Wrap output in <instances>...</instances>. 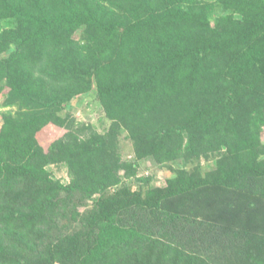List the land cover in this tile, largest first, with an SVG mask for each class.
<instances>
[{"label": "trees", "instance_id": "16d2710c", "mask_svg": "<svg viewBox=\"0 0 264 264\" xmlns=\"http://www.w3.org/2000/svg\"><path fill=\"white\" fill-rule=\"evenodd\" d=\"M212 9L219 14L210 18ZM3 20L10 26L0 30V95L7 88L8 99L32 106L3 116L0 129V264H209L150 235L120 244L107 235L134 209L152 213L200 188L264 181L255 137L256 121L264 122L257 65L264 0H0ZM79 30L83 44L73 36ZM94 86L112 129L128 131L137 157L173 159L185 136L201 150L233 140L240 154L205 176L179 173L146 193L110 194L120 182L112 143L58 139L44 151L35 141L49 123H63L59 113L73 96ZM170 111L169 122L156 121ZM245 116L254 120L253 136L236 130ZM53 161L68 163L69 184L49 176ZM88 199L81 226L56 232L55 217ZM47 230L56 233L47 239ZM248 246L238 264H264V241Z\"/></svg>", "mask_w": 264, "mask_h": 264}, {"label": "rangeland", "instance_id": "374dc122", "mask_svg": "<svg viewBox=\"0 0 264 264\" xmlns=\"http://www.w3.org/2000/svg\"><path fill=\"white\" fill-rule=\"evenodd\" d=\"M210 14L209 17L213 18L219 11L212 9ZM9 26L8 21L3 20L0 30ZM73 36L83 44L82 30L75 32ZM257 65L264 74V59H258ZM6 91L7 88L0 95V129L3 116L19 117L30 111L32 106L22 100L8 99ZM175 115L174 111H170L167 116L158 114L156 121L166 123ZM261 115L264 116V110ZM59 116L63 123H49L37 131V146L39 144L47 151L58 139L72 142L97 136L107 143H112L114 158L119 165L120 182L107 189L110 194L122 187L146 193L152 188L164 186L167 179L179 173L205 176L216 170L220 164L226 166L231 163V159L240 154L237 150L240 146L233 140L227 145L216 148L209 146L201 150L185 136L173 159L158 162L152 155L137 157L135 144L128 131L124 128L117 131L112 129L113 121L107 117L95 86L87 92L73 96L64 105ZM245 119L241 121L242 124H238L239 129L236 130L253 136L254 120L246 116ZM256 123L258 133L254 134L259 145L256 157L264 161V122ZM248 151L250 149L246 152ZM45 169L52 179L64 185L70 183L72 170L67 162H49ZM261 189H264V181L261 180H250L243 188H200L163 201L155 212L147 213L134 209L124 214L116 221V226L107 237L109 243L120 244L123 239L131 236L140 239L143 234L147 235L146 237L150 235L151 238L172 242L174 246L191 255L197 254L209 264H238L237 257L249 251L248 243L256 242L260 245L261 241H264V199L260 197ZM251 202L255 207H250ZM91 209L92 200L88 199L77 209L59 214L54 221L55 231L62 234L76 230ZM45 232L47 239L56 233L48 230Z\"/></svg>", "mask_w": 264, "mask_h": 264}]
</instances>
